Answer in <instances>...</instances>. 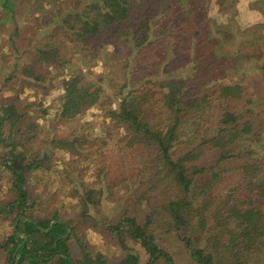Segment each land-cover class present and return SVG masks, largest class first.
Returning a JSON list of instances; mask_svg holds the SVG:
<instances>
[{"label":"rangeland","instance_id":"1","mask_svg":"<svg viewBox=\"0 0 264 264\" xmlns=\"http://www.w3.org/2000/svg\"><path fill=\"white\" fill-rule=\"evenodd\" d=\"M5 1L0 0V83L10 80L0 85V99L29 102L27 114L33 122L38 121L37 136L21 146L30 160L33 152L43 160L33 170L25 171L29 199L36 203L31 211L33 217H54L52 221L55 222L75 220L80 212L77 195L85 187L93 188L98 193V204L89 207L88 212L96 224L88 227L86 223H79L72 226L71 231L67 230V233L71 232L67 245L74 261L83 259L88 253L92 260L101 258L103 264H120L125 249L105 224L114 225L124 212L135 216L141 223L151 217L150 227L155 242L169 254L171 264H197L182 247L180 239L168 231V217L161 208L165 196L161 193L162 187L161 190L150 189L149 180H153L154 170L150 171L152 177L146 173L137 177L135 183L119 180L116 173L121 169L118 168L124 160V164L129 165L128 152L122 150L117 153L122 143L116 133L121 135L124 130L107 119L102 109L115 101L118 88L125 81H138L137 78L145 73L149 74L148 78L161 81L187 77L190 72L183 66L187 51L195 54L198 50L196 55H200L201 61L204 58L211 63H217L219 55L234 56L231 61H223L229 65L227 73L224 71L219 79L240 85L244 90V96L235 102L232 109L243 114V117L237 116L234 124L240 128L247 124L249 130L234 142L239 147L230 153L242 151V157L221 161L220 170L225 168V171L221 173L219 185L228 187L227 192L223 191L235 198L234 188L243 179L241 166L258 161L263 162L262 171L260 174L255 171L250 178L257 184L264 181V0H182L181 5L188 14L182 17H178L183 10L180 5H162V8L171 7V10L165 18L164 13L152 17L155 22L154 26L150 25V44L147 46L134 47L130 36L125 38L129 30L118 37L115 27H112L108 39H117V43L100 41L105 37V32H102L97 40L92 38L93 42L84 50L80 49L78 42H71V38L56 31V24L68 15H79L81 8L95 0H54L52 3L48 0H13L14 12L4 4ZM166 18L177 19V27H171V20L168 22ZM156 22H160L158 27ZM162 24L168 27L159 35ZM15 31L17 52L9 39ZM46 49H56L59 56L40 60L39 51ZM212 50L216 53L212 54ZM34 61L40 65L33 66ZM234 63L237 66H233ZM14 64L17 65L15 68ZM28 67L41 73V82H33V77L25 75ZM72 81L75 88L100 89L99 99L79 115L61 118L65 85ZM204 117L208 116L184 124L182 141L189 148L208 150L212 137L222 130L210 127ZM3 128L6 135L8 126ZM77 139L86 140L81 145L80 156H73L60 146L68 141L77 142ZM247 155L251 159H245ZM101 167L103 171L97 174ZM11 179L10 171L0 163L1 245L14 228V217L3 213L4 204L15 195ZM83 184L85 186H81ZM252 195L254 205L264 210V195L257 190ZM126 245L132 249L130 253L137 255L136 264H167L164 256H158L153 262L155 257L151 258L130 239ZM0 249L4 256V247L0 246ZM5 259L7 261L6 251ZM48 264L56 263L51 261Z\"/></svg>","mask_w":264,"mask_h":264},{"label":"trees","instance_id":"2","mask_svg":"<svg viewBox=\"0 0 264 264\" xmlns=\"http://www.w3.org/2000/svg\"><path fill=\"white\" fill-rule=\"evenodd\" d=\"M48 1L52 3L54 0ZM181 2L182 0H95L81 8L79 15L74 13L64 17L56 24V31L71 38V42H78L80 49L84 50L93 42L92 38L97 40L102 32H105V37L100 41L117 43V39H108L111 36L110 28L115 27L118 37L124 36L129 30L130 33L125 38L130 36L133 46L141 48L150 44V25L154 26L155 22L152 17L159 13H164V18L169 15L171 7L162 8V5L178 4L183 9L178 17L188 15ZM4 4L14 12L13 0H6ZM166 19L168 22L171 20V27H177V19ZM159 25L160 22L155 23L156 27ZM167 27L168 25L162 24L158 34L165 32ZM15 33L17 31L11 33L9 39L17 52ZM212 51V54L216 53L215 50ZM187 52L183 65L190 72L187 77L161 81L150 79L149 74L145 73L137 78L138 81H125L118 88L115 101L105 108L103 106L106 118L124 130L121 135L116 133L118 141L122 143L117 153L126 150L129 165L124 164V160L118 168L121 171H117L116 175L120 181L129 184L135 183L137 177L145 176L146 173L152 177L150 171L154 170L153 180H149L150 189L161 190L162 187L161 193L165 196L161 208L168 217V231L180 239L182 247L195 263L264 264V210L254 205L252 197L255 190L264 195V181L257 184L250 178L255 171L261 173L263 162L244 163L241 166L243 179L234 188L235 198L232 194H225L228 187L221 188L219 185L221 173L225 171V168L220 170L221 161L242 157V151L230 153L239 147L234 142L249 130L247 124L243 128L234 124L237 116L243 117V114H237L232 109L235 102L244 96V90L240 85H231L219 79L227 73L229 65L223 61H231L234 56L219 55L217 63H211L204 58L201 61L200 55H196L198 50L195 54ZM58 56L56 49L39 51L42 61ZM219 57L224 60L221 61ZM35 65L40 64L34 61L33 66ZM16 66L14 64L13 68ZM233 66H237L236 63ZM35 69L28 67L25 75L33 77V82L39 83L42 76ZM45 69L42 70L44 74ZM9 80H3L0 85L3 86ZM141 80L143 81L140 82ZM63 93L60 117L72 118L96 103L100 89L88 91L75 88L72 81L67 82ZM29 108V102L0 99V163L12 174L11 186L15 192L3 209L6 216L14 217L13 231L2 243L7 252V264H48L51 261L56 264H103L101 258L92 260L88 253L83 259L74 261L67 245L71 233H67V230L71 231L72 226L86 223L91 227L96 224V220L93 221L88 212L89 207L98 204V193L93 188L85 187L77 195L80 212L76 214L75 220L57 221L50 226L54 217L35 218L31 213L36 203L29 199L25 171L33 170L43 160L38 158L37 152L31 154L33 158L30 160L29 155H24L25 151L21 149L25 142L38 134V121L33 122L28 116ZM203 116H208L204 118L210 123V127L222 129L212 137L206 151L196 147L189 148L182 141L184 124ZM5 126H8L6 135L3 128ZM85 142L86 140L77 139V142L68 141L60 146H64L73 156H80L81 145ZM233 144L235 147H232ZM245 159H251L250 155ZM204 163L208 165H203ZM103 169L101 167L97 174ZM151 223L150 216L145 223H141L135 216L123 212L117 223L105 224L109 233L125 249L120 264L137 263V255L130 253L132 249L126 245L128 239L138 243L151 258L155 257L153 262L158 256H164L167 264H171L169 254L155 242Z\"/></svg>","mask_w":264,"mask_h":264},{"label":"crops","instance_id":"3","mask_svg":"<svg viewBox=\"0 0 264 264\" xmlns=\"http://www.w3.org/2000/svg\"><path fill=\"white\" fill-rule=\"evenodd\" d=\"M1 92V91H0ZM16 224V223H15ZM1 232V231H0ZM9 235H11V234H9ZM8 235V236H9ZM7 236V237H8ZM0 246L2 247V245L0 244ZM3 253V252H2ZM1 253V249H0V264H7V261H6V259H5V251H4V256H3V254Z\"/></svg>","mask_w":264,"mask_h":264},{"label":"water","instance_id":"4","mask_svg":"<svg viewBox=\"0 0 264 264\" xmlns=\"http://www.w3.org/2000/svg\"><path fill=\"white\" fill-rule=\"evenodd\" d=\"M54 223H55V221H52L51 224H50V226H52Z\"/></svg>","mask_w":264,"mask_h":264}]
</instances>
